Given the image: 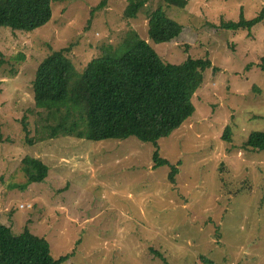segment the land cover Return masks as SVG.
Instances as JSON below:
<instances>
[{
	"label": "rangeland",
	"instance_id": "374dc122",
	"mask_svg": "<svg viewBox=\"0 0 264 264\" xmlns=\"http://www.w3.org/2000/svg\"><path fill=\"white\" fill-rule=\"evenodd\" d=\"M99 1L53 0L52 19L33 32L0 26V224L45 238L55 260L73 253L62 264H264V149L245 146L264 131V18L251 31L217 27L256 17L264 0L165 4L184 31L164 44L149 39L146 12L123 17L126 0L91 11ZM130 30L165 62L201 61L186 73L194 113L158 142L162 157L181 161L174 183L169 164L154 167L155 145L133 137L37 140L55 124L34 100L43 59L69 47L82 72L107 47L122 50ZM39 160L48 175L32 182Z\"/></svg>",
	"mask_w": 264,
	"mask_h": 264
},
{
	"label": "trees",
	"instance_id": "16d2710c",
	"mask_svg": "<svg viewBox=\"0 0 264 264\" xmlns=\"http://www.w3.org/2000/svg\"><path fill=\"white\" fill-rule=\"evenodd\" d=\"M52 1L0 0V26L33 32L52 19ZM150 1L126 0L123 17L137 18L144 11L148 36L153 43L164 44L177 39L183 33L184 25L167 16L164 5L185 8L189 0H159L156 6L145 9ZM107 4L108 0H100L91 11ZM263 18L264 8L254 18L247 19L242 12L238 20H221L217 27L251 31ZM122 45L120 51L107 47L101 55L92 58L82 72L76 71L68 57L69 47L52 51L43 59L32 82L34 100L36 107L47 111L55 124L43 128L37 140L67 136L99 142L133 137L155 145L154 167L169 164V180L174 183L179 169L177 164L181 161L172 164L162 157L158 142L180 129L194 113L186 73L192 64L201 61L188 58L181 64L165 62L135 30L127 33ZM259 68L264 72V58ZM22 128L28 136L24 118ZM47 130L48 135L44 132ZM230 135L231 128L228 127L223 138L230 141ZM245 146L264 149V131L251 133ZM39 168L40 174L30 177V181H42L47 177L48 165L40 161ZM24 171H34L28 160ZM151 252L166 260L160 252L153 249ZM72 254L55 260L45 238L28 229L15 234L10 227L0 224V264H62ZM200 259L213 264L204 257Z\"/></svg>",
	"mask_w": 264,
	"mask_h": 264
}]
</instances>
